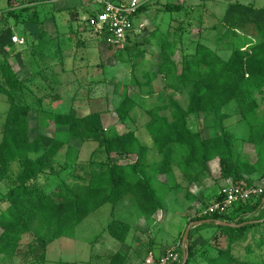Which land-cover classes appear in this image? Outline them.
I'll list each match as a JSON object with an SVG mask.
<instances>
[{"label":"trees","instance_id":"16d2710c","mask_svg":"<svg viewBox=\"0 0 264 264\" xmlns=\"http://www.w3.org/2000/svg\"><path fill=\"white\" fill-rule=\"evenodd\" d=\"M17 1L20 3L19 9H25V5L30 3L38 4L34 0ZM7 5L5 12L14 16L17 8L10 7L11 0H7ZM28 7L25 9L27 20L20 17L18 23L37 28L43 26L41 13L44 9L32 13ZM165 7L170 13L185 11L178 5L167 4ZM150 8L149 5L143 6L134 22L140 20ZM54 15L53 12L51 16ZM222 24L228 30L227 36L233 37L240 36L239 30L250 27V32L255 31L258 35V41L250 43L247 49H243V45H232L231 55L226 60L207 46L197 44L195 53L183 56L178 63L175 60L177 43L164 40L160 47L161 61L144 74L145 83L135 77L130 86L122 88L120 94L119 86L113 84V96L118 95L113 104V126L126 127L124 134L117 130L114 134L113 128H110L112 125L110 129L107 128L109 111L86 117L75 110L64 114L47 113L43 109L44 99L35 97L29 83L20 78L14 64L0 52L3 57L0 62V95L6 97L9 105L0 143V180L12 175L17 180L7 197L8 210L0 217L2 263L12 264L21 260L22 256L28 262L37 251L42 252L41 259L45 261L46 251L51 244L63 238H74L77 227L92 214L109 204L115 207L128 197L135 199L144 219L150 221L164 209L158 191L171 189L167 186L162 188L160 178L165 177L173 187H179L174 178L176 167L190 178V184L200 182L209 170L208 163L214 158L220 161L221 177L232 179L237 185L244 183L246 174L260 170L259 165H252L248 157L236 156L237 137L227 131L225 121L229 118L226 109L234 103L237 113L248 123V144H256L257 149L264 145V123L259 120L260 105L256 98L257 93L264 95V9L232 3L228 5ZM3 34L5 30L0 32V39L1 35L4 37ZM57 37L56 40H59ZM50 39H45L43 35L40 37L41 56L49 53V56L55 57L57 51L61 55L62 43L58 44V48L51 49ZM23 40L27 42V32ZM137 45L129 39L114 55L122 59L124 51L133 54L138 50ZM9 46H14L11 38ZM108 47L114 49L113 46ZM35 52L33 56L38 55ZM138 55L144 59L143 51ZM141 65L134 63L132 71ZM159 75L163 76L165 82L174 81L168 86L169 89L186 93L188 105L183 108L173 96H161L157 107L144 110L146 122L143 124L139 117L140 108H144L141 102L146 95L154 94L153 83ZM202 116L205 122L211 120L212 124L204 130L195 131L191 127V119ZM139 123L143 124L150 136L152 148L140 140L138 129L132 127ZM50 124L53 128H49ZM57 129L66 132L62 135L56 132ZM205 130L210 134L209 138L204 137ZM73 141L80 142L82 148H87V144L96 145L88 161L81 162V152L74 150ZM64 149L76 151V156L72 164L67 161L57 165V170L56 159ZM151 150L156 153L158 161L150 162ZM180 155L183 156L181 161L177 160ZM197 165L200 171L196 169ZM80 181L85 183L83 193L74 186ZM263 200L264 195L255 203L241 204L228 217H196L188 222L189 226L194 222L212 221L191 230L187 264H198V261L207 264H264L254 259L242 261L234 254L247 243V236L252 232L253 241L258 243L260 249L264 247L263 235L256 240V236L264 231ZM113 217L108 233L117 242L125 243L131 227L114 214ZM215 221L243 226L222 227L216 225ZM203 229H213L215 234L205 245L195 248L194 231ZM30 235L34 240L28 245V251L22 254L23 239ZM246 250L249 254L254 251L252 246L246 247ZM118 258L119 255H115L112 264ZM29 263L35 264L36 261L30 260Z\"/></svg>","mask_w":264,"mask_h":264},{"label":"rangeland","instance_id":"374dc122","mask_svg":"<svg viewBox=\"0 0 264 264\" xmlns=\"http://www.w3.org/2000/svg\"><path fill=\"white\" fill-rule=\"evenodd\" d=\"M34 1L38 4L30 3L25 6H29L28 9L32 13L44 9L41 13L44 25L39 28L30 25L26 26L21 24V22L18 23L20 17L24 21L27 20L25 13L27 7L19 9L20 3L17 0H11L10 7H16L17 10L14 12V16H10L9 12L4 10L8 7L7 0H0V32L5 30L4 37L1 35L0 41L2 43L0 45L4 43L10 45V38L13 36L23 38L27 32V42L25 41L24 45H14L18 47L19 56H21L18 62L19 74L22 80L30 83L29 86L35 97L39 98L40 96L44 99L43 109L49 114H64L75 110L82 117L96 112L109 111L107 128H113L114 134L115 130L120 134H124L127 130L122 125L113 126L115 122L113 104L114 100L117 101L118 98V95L116 97L113 96V84L119 86L118 92L120 94L124 86H130L133 83L135 77L140 82L145 83L144 74L151 69L152 65L161 61L160 47L162 46V41L168 40L170 43H173V41L177 43L178 51L175 60L178 63H180L183 56L193 55L197 44L213 47L223 55L224 59H227L231 55L230 49L232 45H244V42H249L247 40L249 37L258 41V35L254 30V32H250V27H247L246 30H239L238 34L240 36L238 37L227 36V28L218 21L221 18L222 6L235 3L237 0H213L214 8L213 6L209 8L212 5L209 0H151L146 4L151 7L149 12L135 22V30L131 37V42L138 43V50L133 54L124 51L121 59L114 55L117 53V47H114V49L109 48L86 27L87 18L94 10L98 9L97 0ZM104 1L122 5L127 4L131 0ZM242 3L251 5L255 9H264V0H243ZM167 4L182 6L185 11L180 13L167 12L165 10ZM53 12L55 14L54 17L51 16ZM42 35L47 40L51 38L49 43L51 49L58 48V44L62 43L61 55L55 50V57L49 56V53H43L41 56L40 37ZM57 35L59 40H56L58 39ZM250 40L253 41L251 38ZM33 51H36L38 55L33 56ZM142 51L144 59L138 55ZM2 58V55H0V62L3 60ZM134 63L142 65L133 72L131 67ZM63 65L64 68H62ZM39 70H42L40 75ZM31 72L38 74L36 80L30 77ZM53 72L58 74H56L57 77L53 75ZM1 82L0 75V84ZM172 83L174 81L165 82L163 76L160 75L154 81V94L152 96L146 95L141 102L144 108H140L139 117L143 120V124L146 122V117H143L144 110L147 111L157 107L162 100L161 96L164 98L173 96L183 108L187 107L188 98L186 93H179L169 89L168 86ZM130 90L132 93L133 89L131 88ZM56 96L58 97L57 100L54 99ZM256 98L260 105L259 120L264 121V95L257 93ZM235 109H237V106L234 103L228 106L226 110L233 114L231 119L225 122L226 129L230 128L231 131L237 134L235 154L236 156L242 155L245 158L246 155L249 156V160H252L253 165H259L260 169L258 172L254 171L251 174H246L242 185H237L234 180L223 179L220 176L222 185L216 181L202 197H198V194H195L196 191L194 196H191L193 193L191 192L192 184H190V178L185 177L183 172L176 167L174 178L179 187H173L171 181H168L167 187L171 189H168L169 191L167 192H165V188L158 191V196L164 204V209L157 212L150 221L144 219L135 199L128 197L115 207L109 204L92 214L77 227L74 238H63L51 244L45 254L46 258L48 253V262L41 259L42 252L40 251L34 252L30 260L36 261L35 264H85L89 257L92 259L94 243L98 241L101 235L108 234V226L114 218V213L117 217L119 215L124 218L127 217L125 219L130 223L132 222L131 224H135L138 230L130 231L125 243H114L113 249L108 254L101 255L102 259L99 264H107V255L112 257L110 258V264H112V259L115 255H119V258L114 264H159L160 260L170 252L177 253L180 256L177 264H182L183 241L188 222L193 218L201 217L202 213H205L214 204L224 200L229 193L235 190L264 189V145L257 149L256 144H248L250 139L248 123L242 115L234 113ZM8 110L9 105L6 103V97L0 95V143L3 138V125L6 121ZM143 124L139 123L137 126L133 125L132 127L134 130L138 129L140 140L149 148H152L151 138L146 133ZM191 124L195 131H200L204 130L206 126H210L212 121L205 122V117L202 116L198 119L192 118ZM109 126L111 127L109 128ZM49 128H53L52 124H50ZM50 131L51 129H49ZM56 132L63 135L66 130L57 129ZM203 133L205 138H209L210 134L206 130ZM73 142L74 150L77 152L80 150L81 152V162L88 161L96 145L87 144V148H82L80 142ZM76 151L69 152L64 149L56 159L57 170L59 169L57 165H63L67 161L72 164ZM149 157L151 158V163L155 160L158 161L156 153L152 150ZM174 157L176 158V156ZM178 159L179 161L183 160V156H178ZM215 160H218V158L212 159L208 163V168ZM15 166L13 167L14 169H16ZM196 169L200 171L198 165ZM210 170L213 171L211 168ZM210 170L203 175L202 179L209 175ZM164 183H167L166 179H163V184L161 183L162 188L165 187ZM16 184L15 175L3 181L0 180V217L4 216L3 212L8 210L9 202L7 197ZM76 184L74 186L78 188L80 193H83L85 183L80 181ZM198 184H201V181L195 185ZM257 201L251 199L237 203L231 206L221 217H228L241 204L255 203ZM129 209L130 211L131 209H136V213H132V215L135 213V216L126 214ZM131 217H133L132 220ZM130 227L132 228L133 226L131 225ZM214 234L215 231L213 229L195 230L193 236L195 248L205 245ZM262 235L264 236V231L256 236V240L260 239L259 237H262ZM253 236L254 232L249 233L247 243L242 248L237 249L234 254L242 261L247 259L252 261L254 259V261L264 263V247L260 249L258 243L253 241ZM33 240L34 237L32 235L23 239L21 245L22 254L28 251V245ZM248 246H252L253 253H247L246 247ZM159 249L160 252L161 250L163 251L162 255H160ZM24 260L22 256L21 262L18 263L30 264V260L28 262ZM96 263L93 259L92 264ZM198 264L207 263L198 261Z\"/></svg>","mask_w":264,"mask_h":264},{"label":"built area","instance_id":"2783aa9c","mask_svg":"<svg viewBox=\"0 0 264 264\" xmlns=\"http://www.w3.org/2000/svg\"><path fill=\"white\" fill-rule=\"evenodd\" d=\"M150 1L131 0L127 4L115 5L104 0H97L98 9L94 10V14L87 18L86 27L102 43L117 48L124 47L134 33L135 16ZM11 43L13 45L25 44L23 38L18 36H13ZM263 195V188L262 190H235L229 193L224 200L214 204L205 213H202L201 217H221L231 206L251 199L259 201ZM179 260L180 256L177 253L170 252L160 260L159 264H177Z\"/></svg>","mask_w":264,"mask_h":264},{"label":"crops","instance_id":"0c3cea01","mask_svg":"<svg viewBox=\"0 0 264 264\" xmlns=\"http://www.w3.org/2000/svg\"><path fill=\"white\" fill-rule=\"evenodd\" d=\"M209 1H211V6L209 7V8H211L212 6H213V0H209ZM243 1V0H242ZM242 1L241 0H237L235 3H240V4H242V5H244V6H251V5H246V4H243L242 3ZM230 4H232V3H229V4H224L223 6H222V12L220 13L221 14V18H219L218 19V21H220V23H222V20L224 19V17H225V14H226V11H227V8H228V5H230ZM213 8H214V6H213ZM212 8V9H213ZM207 10V9H206ZM210 11V10H209ZM214 29H215V27H214ZM250 38L253 40V41H251L250 40ZM249 42L247 43V42H244V48L243 49H247L249 46H250V42H251V44L253 43V44H255L256 43V39L255 38H252V37H249L248 39H247ZM255 41V42H254ZM0 43H2V41H0ZM7 45V46H6ZM208 48H210L211 50H213V51H217V50H215V48H213V47H209V46H207ZM0 52L3 54V56L5 57V58H8L13 64H14V66H15V68H16V71L18 72V74L20 73V68H19V64H18V62L20 61L19 59V57H21V56H19V50H18V47L17 46H9L8 44H3V45H0ZM217 53H218V55L222 58V59H224V57H223V55H221L218 51H217ZM230 57V56H229ZM228 59V58H227ZM224 60H226V59H224ZM38 61V60H37ZM34 62H36V61H34ZM39 62V61H38ZM23 66H25V64H23ZM62 68H64V65L62 66ZM30 71V70H29ZM39 72H40V70H39ZM56 72L54 73L53 72V75L55 76V77H57L56 76ZM34 75H36V73H33V72H31V74H30V77H32V79L33 80H36V76L34 77ZM58 75V74H57ZM19 76H20V74H19ZM33 80H31V81H33ZM57 82H58V80H57ZM32 83H34V82H32ZM30 84V83H29ZM58 84V83H57ZM60 85V84H59ZM31 88V87H30ZM32 92V91H31ZM33 93V92H32ZM34 94V93H33ZM37 98V97H36ZM38 99H43L42 97H40L39 96V98ZM233 112V111H232ZM236 112V114H238L237 113V111L236 110H234V113ZM228 115H229V118H227V120L226 121H229L230 119H231V115L233 114V113H231V112H228L227 113ZM225 121V122H226ZM261 122H263L264 123V121H261ZM227 131H229V132H233L234 134H235V136H237V134H236V132H234V131H231V129L229 128V129H227ZM249 136H250V132H249ZM239 137V136H238ZM151 152V151H150ZM246 157H248L249 158V156H247L246 155ZM252 160H250V162H251ZM251 164L253 165V162H251ZM213 171H211L210 170V168H209V170H210V172L208 173L209 175H206L205 177H204V179H202L201 178V184H198V185H195V184H192V189H191V192L193 193V194H191V196H194V192L196 191V195L198 194V197L199 196H201L202 197V195L203 194H205L206 193V191L207 190H209V188L211 187V185L212 184H215V182L217 181L219 184H221V181H220V176H221V168H220V161H219V159L218 160H215V161H213L212 163H211V165L209 166ZM214 171H215V173H214ZM163 179H166L165 177H161L160 178V183H159V185L162 183L163 184ZM166 181H167V179H166ZM162 184H161V186H162ZM167 184H168V181H167V183H164V186H167ZM222 185V184H221ZM161 186H158V187H160L161 188ZM192 200V199H191ZM136 210V209H135ZM134 209H131V211H130V209H129V211L126 213V214H130V215H132V213L133 212H135L136 213V211H135ZM125 211V210H124ZM123 211V212H124ZM113 213V212H112ZM135 213L132 215V216H135ZM114 214V213H113ZM123 214V213H122ZM115 215V214H114ZM116 216V215H115ZM257 215H255L254 217H256ZM117 217V216H116ZM138 217H139V215H138ZM118 219H120V218H122L121 220H123L124 222H126L129 226H133L132 228H131V232L132 231H136V230H138V229H136V226H135V224H131L130 222H128L125 218H127V217H122V215H119L118 217H117ZM125 220H124V219ZM132 218L133 217H131V220H132ZM249 218H253L252 216H249ZM256 223V222H255ZM188 228V227H187ZM187 230V229H186ZM114 243H119V242H117L115 239H113L110 235H109V233L107 234V235H105V234H103V235H101V237L100 238H98V241L97 242H95L94 243V246H93V249H92V251H93V256H92V259L89 257L88 259H87V261H86V263L85 264H92V261H93V259L97 262L96 264H99V262H100V260L102 259L101 258V255H106V254H108V252L109 251H111L112 249H113V244ZM98 247V248H97ZM94 250H95V252H94ZM49 252V251H48ZM159 252H160V249H159ZM163 254V251L161 250V252H160V255H162ZM110 258H112V257H108V255H107V264H110ZM2 260H3V257H0V264H4V263H2ZM18 262H21V260H16L15 262H13L12 264H19ZM45 262H48V253H47V256H46V260H45ZM11 264V263H10ZM106 264V263H105Z\"/></svg>","mask_w":264,"mask_h":264},{"label":"water","instance_id":"95a60500","mask_svg":"<svg viewBox=\"0 0 264 264\" xmlns=\"http://www.w3.org/2000/svg\"><path fill=\"white\" fill-rule=\"evenodd\" d=\"M264 203V200H263ZM212 223V221H201V222H194L191 223L186 232H185V236H184V241H183V262L182 264H187L188 260H189V248H188V244H189V235L192 229L202 226V225H206V224H210ZM216 225L218 226H222V227H229V228H237V227H242L241 226H237L236 224H230L227 222H222V221H215L214 222Z\"/></svg>","mask_w":264,"mask_h":264}]
</instances>
